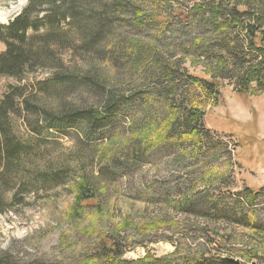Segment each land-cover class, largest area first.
<instances>
[{
	"label": "trees",
	"instance_id": "obj_1",
	"mask_svg": "<svg viewBox=\"0 0 264 264\" xmlns=\"http://www.w3.org/2000/svg\"><path fill=\"white\" fill-rule=\"evenodd\" d=\"M187 1L192 5L184 14L179 10L175 20L183 29L199 27L201 34L196 39L186 35L183 50L207 59L219 53L204 73L212 81L188 73L171 49L163 53L159 10L165 12L170 0H27L16 17L0 25V77L17 82L0 96V184L6 192L18 187L8 203L0 195V214L18 202L19 194L64 183L72 168L59 157L46 161L39 151L41 144H54L58 134L74 137L81 150L75 158L86 148L97 151L101 175L114 176L168 143L198 144L202 110L219 95L215 80L239 75L240 88L264 87V0ZM121 25L136 32L126 42L116 34ZM140 31L151 37L138 35ZM64 51L73 54L67 63ZM38 71L48 73L47 79L22 84ZM146 109L153 114H144L148 119L137 127L134 120ZM16 119L30 131V138L15 134ZM96 187L81 176L72 188L70 213L90 200L99 208ZM238 195L244 198L241 204L251 208L264 200V188H246ZM110 226L111 236H98L97 248L81 264L119 263L117 239L125 221ZM240 256L247 262L262 258L257 252ZM0 264L16 263L0 252Z\"/></svg>",
	"mask_w": 264,
	"mask_h": 264
},
{
	"label": "rangeland",
	"instance_id": "obj_2",
	"mask_svg": "<svg viewBox=\"0 0 264 264\" xmlns=\"http://www.w3.org/2000/svg\"><path fill=\"white\" fill-rule=\"evenodd\" d=\"M170 1L165 12L159 10L158 32L165 33L163 53L171 49L173 58L183 62L188 73L212 81L204 73L219 53L213 52L207 59L193 50L184 52V37L196 39L201 31L194 26L180 28L175 20L178 11L186 13L191 2ZM26 2L0 0V25L16 17ZM116 34L126 42L136 32L121 25ZM137 34L151 37L149 32ZM3 50L0 43V52ZM62 54L66 63L73 59L70 51ZM47 77L48 73L38 71L22 84ZM238 77L214 81L219 95L217 101L210 98L202 110L206 134L199 136L198 144L186 140L168 143L147 153L136 167L114 176L108 172L101 175L97 151L89 153L86 148L89 151L75 158L81 150L72 135L58 134L54 144H41L43 159L59 157L72 169L63 184L19 194L18 202L0 214V252L16 264H81L82 258L97 248L98 236H111L110 224L125 221L117 239L122 251L118 264H226L220 258H232L238 264H264V200L249 208L241 204L243 197L236 196L246 188L253 192L264 188V87L258 90L250 84L240 88ZM9 85L17 82L0 77V96ZM144 114L153 112L142 110L134 125H144L143 119H148ZM13 130L23 140L31 137L20 120L14 121ZM81 176L97 186L99 208L90 200L70 213L72 188ZM2 189L0 184V195L8 203L18 187L10 192ZM256 252L262 258L241 259L240 255Z\"/></svg>",
	"mask_w": 264,
	"mask_h": 264
},
{
	"label": "water",
	"instance_id": "obj_3",
	"mask_svg": "<svg viewBox=\"0 0 264 264\" xmlns=\"http://www.w3.org/2000/svg\"><path fill=\"white\" fill-rule=\"evenodd\" d=\"M223 261L229 262V263H234V264H238L239 261L238 260H233L231 258H222Z\"/></svg>",
	"mask_w": 264,
	"mask_h": 264
}]
</instances>
